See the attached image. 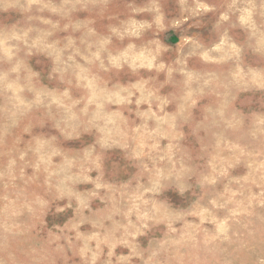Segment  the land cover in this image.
<instances>
[{
  "label": "rangeland",
  "instance_id": "obj_1",
  "mask_svg": "<svg viewBox=\"0 0 264 264\" xmlns=\"http://www.w3.org/2000/svg\"><path fill=\"white\" fill-rule=\"evenodd\" d=\"M0 264H264V0H0Z\"/></svg>",
  "mask_w": 264,
  "mask_h": 264
}]
</instances>
